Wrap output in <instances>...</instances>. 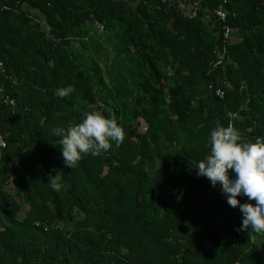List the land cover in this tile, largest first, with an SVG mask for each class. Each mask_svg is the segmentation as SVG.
I'll use <instances>...</instances> for the list:
<instances>
[{
    "label": "trees",
    "instance_id": "trees-1",
    "mask_svg": "<svg viewBox=\"0 0 264 264\" xmlns=\"http://www.w3.org/2000/svg\"><path fill=\"white\" fill-rule=\"evenodd\" d=\"M0 62V264H264V0H0Z\"/></svg>",
    "mask_w": 264,
    "mask_h": 264
},
{
    "label": "built area",
    "instance_id": "built-area-1",
    "mask_svg": "<svg viewBox=\"0 0 264 264\" xmlns=\"http://www.w3.org/2000/svg\"><path fill=\"white\" fill-rule=\"evenodd\" d=\"M215 15L217 17H219L222 21L225 20V18H226V15L222 11H216L215 12ZM95 28L98 29L99 31H102L103 30V27L99 23H97V22L95 23ZM225 32H226V34H225V37H226L227 36V33H228L227 28L225 29ZM1 65L2 64L0 63V67H1ZM3 102L8 103L11 106H14L15 105L14 101L11 100V99H9V98H4L3 99ZM5 147H6V143L4 141V137L0 133V150L1 149H4Z\"/></svg>",
    "mask_w": 264,
    "mask_h": 264
},
{
    "label": "clouds",
    "instance_id": "clouds-1",
    "mask_svg": "<svg viewBox=\"0 0 264 264\" xmlns=\"http://www.w3.org/2000/svg\"><path fill=\"white\" fill-rule=\"evenodd\" d=\"M96 29V28H95ZM98 32H101V31H99L98 29H96ZM225 39H227V38H225ZM1 63V62H0ZM2 64V63H1ZM1 67H2V65H1ZM0 67V68H1ZM4 98H9V99H11L10 97H8V96H6V95H2L1 96V100H3ZM11 100H13V99H11ZM15 103V102H14ZM6 104H8V103H6ZM8 106H10V107H14V106H16V104L14 105V106H11L10 104H8ZM0 133H1V129H0ZM1 135H2V133H1ZM3 136V135H2ZM4 137V136H3ZM4 141H5V143H6V140L4 139ZM6 146H7V143H6ZM6 148V147H5ZM4 148V149H5ZM1 150H3V149H1Z\"/></svg>",
    "mask_w": 264,
    "mask_h": 264
},
{
    "label": "rangeland",
    "instance_id": "rangeland-1",
    "mask_svg": "<svg viewBox=\"0 0 264 264\" xmlns=\"http://www.w3.org/2000/svg\"><path fill=\"white\" fill-rule=\"evenodd\" d=\"M10 189V188H9ZM13 188H11V190H12ZM20 216H23V214H20Z\"/></svg>",
    "mask_w": 264,
    "mask_h": 264
}]
</instances>
